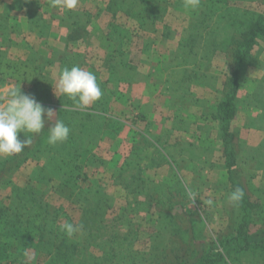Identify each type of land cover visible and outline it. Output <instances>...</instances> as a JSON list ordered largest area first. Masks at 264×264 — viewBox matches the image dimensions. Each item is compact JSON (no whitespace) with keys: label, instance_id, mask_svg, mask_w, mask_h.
<instances>
[{"label":"rangeland","instance_id":"obj_1","mask_svg":"<svg viewBox=\"0 0 264 264\" xmlns=\"http://www.w3.org/2000/svg\"><path fill=\"white\" fill-rule=\"evenodd\" d=\"M135 2L78 0L76 8L65 10L53 7L52 0H0V104L5 102L3 93L16 88L18 80L29 86L40 75L38 90L48 92L40 102L45 109L55 114L59 101L61 107L76 109L75 101L56 91L60 72L72 66L91 71L103 93L87 109L77 110L92 119L105 117L107 126L98 136L93 131L81 133L79 128L74 133L76 142L67 148L87 177L79 183L86 202L60 198V192H53V182L46 181L49 173L42 184L31 180L36 168L32 162L0 185L1 207L12 201L13 188H33L38 193L36 207H61L55 219L59 226L69 222L85 229L66 240L72 244L77 234L82 235L81 246L70 248L73 264H150L151 249L168 240L155 228L156 210L161 207L150 195L157 188L175 212L199 211L204 229L197 238L204 244L216 241L232 204L223 125L213 116L226 95L231 62L216 55L210 61L191 59L177 67L182 57L174 53L178 54V43L192 24V9L184 6L185 0H168L167 5L148 10L160 20L145 27L139 19L147 16ZM236 9L245 23H254L263 11L262 5L251 2H237ZM81 25L86 34L72 40ZM256 41L239 73L228 142L239 151L237 166L247 177L246 186L254 195L251 201L264 207V148L260 149L264 131L250 124L258 117V106L250 101H259L264 94V35ZM181 69L188 75L195 72L181 81ZM7 70H12L11 77ZM95 139L97 144L91 142ZM10 157H0V163ZM181 187L185 193L177 192ZM87 240L92 241L87 244ZM32 255L17 264L47 260ZM225 264H264V255L236 254L225 258Z\"/></svg>","mask_w":264,"mask_h":264},{"label":"trees","instance_id":"obj_2","mask_svg":"<svg viewBox=\"0 0 264 264\" xmlns=\"http://www.w3.org/2000/svg\"><path fill=\"white\" fill-rule=\"evenodd\" d=\"M166 2L168 0H136L135 4L143 8L147 16L139 19L141 23L145 27L148 24L154 26L160 18L153 12L149 14L148 10L167 5ZM237 2L258 3L263 7L262 14L255 19L254 23H245L238 19ZM191 20L192 24L186 36L182 37L178 43V54L174 53V56L182 57L177 67L186 66L191 59L194 62L199 59L210 61L216 55H222L231 62L232 74L224 83L226 95L218 103L213 116L223 125V148L231 185L228 193L239 187L243 190L244 196L239 203H232L227 208V225L218 234L216 241L212 240L204 244L198 242L197 238V234L204 229L203 218L199 211L187 212L181 209V212L177 213L174 211L173 204L163 201L166 196L162 195L158 188L155 189L150 195L151 200L157 207H161L156 210L155 228L161 234L168 236V240L161 244L159 242L158 246L151 249L150 264H225V258L234 257L236 254L264 255V207L251 201V196L254 195L246 186L247 177L237 166L239 151L235 149L237 146L228 142L231 136V133H228L229 125L236 113L233 99L240 84L239 73L257 44L256 39L264 35V0H200L199 6L192 9ZM75 30L70 37L72 40L86 34L83 25ZM180 72V80L185 81L186 78L189 80L192 77L195 70H191L189 75L187 70L181 69ZM261 96L259 101L251 97L250 103L258 106V117L254 118L250 124L257 130L264 131L262 112L264 94ZM60 103V101L57 103L53 117L45 121V127L41 133H25L24 135L20 133L23 137L25 136L24 139H31V144L22 153L13 155L0 163V185L8 183L13 174L25 163L32 162L35 163L36 168L30 174L31 180L42 184L46 179V173H49L50 177L46 181L53 182L55 185L53 192H60V198L64 197L66 201L72 198H83L82 201L86 202L85 191L79 187V183L86 181L87 177L82 173L83 167L72 160L67 148L76 142L74 133L79 128L81 133L93 131L98 136L107 126V121L103 116L92 119V115L81 113L77 110L76 104L74 107L76 109H67L61 107ZM78 116H80L79 121H75ZM86 118L87 123H85ZM57 119L62 120L69 127L70 133L66 141L50 145L47 142L48 128ZM91 142L95 144L96 139ZM263 148L264 143L260 146V149ZM185 191V187L177 189L178 193H185ZM11 193L10 206H0V263L17 264L19 259L23 260L28 257V254L34 253L33 259L38 256L47 258L42 261L43 264H73L74 253L70 248L81 246L82 243L78 240L82 235L77 234L76 240L73 237L75 243H66L69 236L62 231V226L58 225L59 221H55L61 214V207L51 208L49 205H45L44 208L36 207L38 193L33 188H13ZM77 201L80 202V199ZM80 206L83 208L81 204ZM82 208H80L81 212L84 209ZM50 210H53L54 218L50 217ZM84 230L82 228L80 232ZM88 241L92 240H87V244ZM18 264H31V262L21 261Z\"/></svg>","mask_w":264,"mask_h":264},{"label":"clouds","instance_id":"obj_3","mask_svg":"<svg viewBox=\"0 0 264 264\" xmlns=\"http://www.w3.org/2000/svg\"><path fill=\"white\" fill-rule=\"evenodd\" d=\"M200 0H185V7L195 9ZM78 0H52L53 7L65 10L76 8ZM56 91L75 101L80 110L87 109L102 96V90L96 76L79 66L65 67L59 74ZM5 102L0 104V157L20 154L31 144V139H21L18 134H39L44 130L45 121L53 117L52 109H45L34 96L24 94L19 88L3 93ZM69 127L62 120H55L48 128L47 142L50 145L62 143L68 139ZM25 137V136H24ZM244 196L241 188H235L229 194V201L239 203ZM211 203V201H209ZM81 226L65 222L62 226L67 236L81 231Z\"/></svg>","mask_w":264,"mask_h":264},{"label":"crops","instance_id":"obj_4","mask_svg":"<svg viewBox=\"0 0 264 264\" xmlns=\"http://www.w3.org/2000/svg\"><path fill=\"white\" fill-rule=\"evenodd\" d=\"M15 19H16V23H17L18 20H19V18L16 17ZM9 46L11 47V49H13V43L12 42L11 43L9 42ZM1 49H3V48H1ZM11 49L9 48V52L11 51ZM20 58H23V57H20ZM7 71H8V76L12 74L11 73L12 70H7ZM23 73H24V71H21V78L24 77V74ZM39 76L40 75H38L36 77L35 81H33L34 83L32 85H29V86H26L25 84L23 85L18 80L17 85H16V88H19V86H20V90H21L22 93L29 94V95L34 96L35 99L40 103L42 101V97H45V95H47V97H48V92L47 91H44V90H42V91L38 90V87H39L38 83L41 84V82L39 81ZM9 77H11V76H9ZM9 77H6V79L8 80ZM218 124H221V123L218 122Z\"/></svg>","mask_w":264,"mask_h":264}]
</instances>
